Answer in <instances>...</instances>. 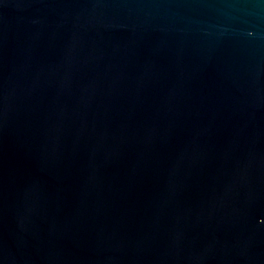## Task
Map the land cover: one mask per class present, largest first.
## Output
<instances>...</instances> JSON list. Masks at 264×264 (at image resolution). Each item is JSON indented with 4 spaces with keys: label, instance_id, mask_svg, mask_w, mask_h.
Here are the masks:
<instances>
[{
    "label": "water",
    "instance_id": "1",
    "mask_svg": "<svg viewBox=\"0 0 264 264\" xmlns=\"http://www.w3.org/2000/svg\"><path fill=\"white\" fill-rule=\"evenodd\" d=\"M0 264H264V0H0Z\"/></svg>",
    "mask_w": 264,
    "mask_h": 264
}]
</instances>
